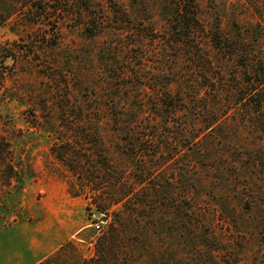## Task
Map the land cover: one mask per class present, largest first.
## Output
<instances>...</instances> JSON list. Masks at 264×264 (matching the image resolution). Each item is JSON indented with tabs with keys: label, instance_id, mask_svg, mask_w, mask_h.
<instances>
[{
	"label": "rangeland",
	"instance_id": "374dc122",
	"mask_svg": "<svg viewBox=\"0 0 264 264\" xmlns=\"http://www.w3.org/2000/svg\"><path fill=\"white\" fill-rule=\"evenodd\" d=\"M113 1L0 0V264H264V0Z\"/></svg>",
	"mask_w": 264,
	"mask_h": 264
},
{
	"label": "trees",
	"instance_id": "16d2710c",
	"mask_svg": "<svg viewBox=\"0 0 264 264\" xmlns=\"http://www.w3.org/2000/svg\"><path fill=\"white\" fill-rule=\"evenodd\" d=\"M181 0L177 1V5L180 6L185 2L182 6V9L188 14L187 16V28L190 30H187V34L183 35L185 37H197L199 34V31L201 30V27L199 28V20L195 13L194 8V1L193 0H183V2H180ZM180 2V3H179ZM110 4L113 7H116V4L113 0H110ZM72 153L71 150H67L65 153L60 154V152H55L56 156L66 164H68V155ZM74 153V152H73ZM2 155L0 154V157ZM75 160H78L79 163V157L75 153L74 156ZM4 161L10 166L11 160L4 159ZM109 170H112L111 168ZM76 171V170H75ZM77 172V171H76ZM80 174L87 183L90 185V190L94 192L91 200V204L94 206L96 214H104L105 219H108L110 216L109 224L106 228V230L99 235L95 242H94V248H95V256L91 258V261H98V264H114V261L118 257V251L122 248V246H127L126 244V222L124 221V218L120 214H116L114 212L110 211V208L114 205L122 204L126 197H128L131 193H133L129 188H127L123 185H111V189L108 192V195L110 196L109 199L105 198L104 200L100 197L103 193V191L106 190L105 186L102 185L98 177H96V181L99 182V184H93L91 181V173L85 168H80V170L77 172ZM93 174V173H92ZM112 182L113 179H110ZM101 185V186H99ZM98 193V194H96ZM134 195V194H133ZM101 198V200H99ZM109 213V215H108ZM112 261V262H111ZM48 260H45L44 262H41L40 264H47Z\"/></svg>",
	"mask_w": 264,
	"mask_h": 264
},
{
	"label": "built area",
	"instance_id": "2783aa9c",
	"mask_svg": "<svg viewBox=\"0 0 264 264\" xmlns=\"http://www.w3.org/2000/svg\"><path fill=\"white\" fill-rule=\"evenodd\" d=\"M96 228L98 229V228H99V226H98V225H96Z\"/></svg>",
	"mask_w": 264,
	"mask_h": 264
}]
</instances>
